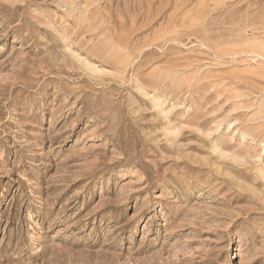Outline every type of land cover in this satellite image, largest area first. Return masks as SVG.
Here are the masks:
<instances>
[{
    "label": "rangeland",
    "instance_id": "374dc122",
    "mask_svg": "<svg viewBox=\"0 0 264 264\" xmlns=\"http://www.w3.org/2000/svg\"><path fill=\"white\" fill-rule=\"evenodd\" d=\"M0 264H264V0H0Z\"/></svg>",
    "mask_w": 264,
    "mask_h": 264
}]
</instances>
